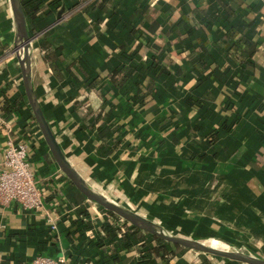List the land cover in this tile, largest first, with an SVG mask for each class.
Here are the masks:
<instances>
[{
  "label": "crops",
  "instance_id": "0c3cea01",
  "mask_svg": "<svg viewBox=\"0 0 264 264\" xmlns=\"http://www.w3.org/2000/svg\"><path fill=\"white\" fill-rule=\"evenodd\" d=\"M27 21L35 93L96 189L180 235L264 257V0H44ZM228 29L246 38L229 44ZM246 41L261 49L258 67L241 65L257 57L238 58ZM13 47L10 5L0 0V105L28 132L45 208L59 224L53 230L44 211L0 205V264L37 255L66 264H247L186 247L172 253L142 229L110 224L55 162ZM103 126L116 130L103 136ZM4 151L0 130V169Z\"/></svg>",
  "mask_w": 264,
  "mask_h": 264
},
{
  "label": "water",
  "instance_id": "95a60500",
  "mask_svg": "<svg viewBox=\"0 0 264 264\" xmlns=\"http://www.w3.org/2000/svg\"><path fill=\"white\" fill-rule=\"evenodd\" d=\"M8 2L12 13L14 29L13 52L19 62L25 96L55 162L61 171L73 183L76 189L90 202L100 205L107 211L116 214L121 220L136 228L142 229L155 237H159L166 242L247 264H264L263 256L248 253L237 248H230L228 243H226L229 247L228 249H221L206 243L203 239L180 235L154 221L150 217L105 195L96 189L80 173L61 147L50 122L45 116L39 98L35 93L32 80V43L35 36L29 31L27 16L23 8L22 0H8ZM63 10L64 7H61L58 12V18L61 17Z\"/></svg>",
  "mask_w": 264,
  "mask_h": 264
},
{
  "label": "built area",
  "instance_id": "2783aa9c",
  "mask_svg": "<svg viewBox=\"0 0 264 264\" xmlns=\"http://www.w3.org/2000/svg\"><path fill=\"white\" fill-rule=\"evenodd\" d=\"M4 70L0 67V77ZM0 130L5 136L4 160L0 169V205L9 206L11 203L44 211L46 221L53 230L58 229V220L46 210L45 187L43 180L36 174L30 154V142L27 139L28 132L18 128L16 120L4 113L0 105ZM107 211V210H106ZM105 212L107 221L117 225L120 230L126 231L133 226L118 216ZM59 218V217H58ZM30 264H66L64 256L37 255Z\"/></svg>",
  "mask_w": 264,
  "mask_h": 264
},
{
  "label": "trees",
  "instance_id": "16d2710c",
  "mask_svg": "<svg viewBox=\"0 0 264 264\" xmlns=\"http://www.w3.org/2000/svg\"><path fill=\"white\" fill-rule=\"evenodd\" d=\"M43 1L44 0H22L23 8H24V11H25L26 15L28 16V15L31 14V12L39 10L41 5L43 4ZM246 11H248V10H246ZM143 20H147V19L144 18ZM135 22H136V20H135ZM223 33H224L226 42H228L229 44H236L238 42V40H240L241 38H243V37L246 38V36H240V38H239L237 36V33H235L233 29L225 30ZM247 43L249 44V50L245 51L244 49H242V54L239 55L238 58H240V60H241L242 57H245L248 54H253L255 51H256L255 55H257V57L255 56V58L253 60L248 61V62H245V61L241 62V65L246 64V65L252 66L253 68L254 67H258L260 62H261L260 61V56L258 57V54L261 52L260 51L261 49H260L259 46L257 47V44L255 45V43H253V42H247L246 41V44ZM46 46L49 47V45L47 43L43 47L45 48ZM238 47H240V45ZM155 61H156V59H155ZM164 61H166V59ZM150 67H152L151 64H149V68ZM13 110H14V107L9 105V107L7 108V111L11 112ZM115 130H116V127L112 128V126L111 127L103 126L102 129H101V134L104 136V133L111 134ZM133 228L136 229V227H134V226H133ZM157 240L160 241V243H162V244H164V242H166L165 240L160 239V238H158ZM171 245H173V247L175 248V249L172 250V253H175L177 250L182 249V246H180L178 244H172L171 243Z\"/></svg>",
  "mask_w": 264,
  "mask_h": 264
},
{
  "label": "bare ground",
  "instance_id": "6f19581e",
  "mask_svg": "<svg viewBox=\"0 0 264 264\" xmlns=\"http://www.w3.org/2000/svg\"><path fill=\"white\" fill-rule=\"evenodd\" d=\"M204 240H206V239H204ZM205 242L210 244V245H213L216 248H221V249H228L229 248L228 245L225 242H223V241H221L219 239L211 238V239L206 240Z\"/></svg>",
  "mask_w": 264,
  "mask_h": 264
},
{
  "label": "rangeland",
  "instance_id": "374dc122",
  "mask_svg": "<svg viewBox=\"0 0 264 264\" xmlns=\"http://www.w3.org/2000/svg\"><path fill=\"white\" fill-rule=\"evenodd\" d=\"M157 222V221H156ZM158 223H160V222H158ZM151 236H153L152 234H150ZM153 237H155V236H153ZM156 238V237H155ZM159 237H157L156 239H158ZM161 239V238H160ZM216 239V238H215ZM164 243H166V244H168V245H171L170 243H168V242H164ZM231 248V247H230ZM241 248H244V247H241ZM241 250H246V249H241Z\"/></svg>",
  "mask_w": 264,
  "mask_h": 264
}]
</instances>
